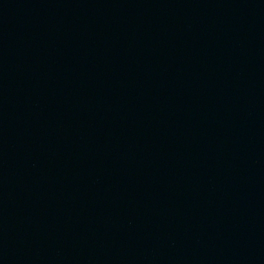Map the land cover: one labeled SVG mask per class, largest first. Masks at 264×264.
Listing matches in <instances>:
<instances>
[{
    "label": "water",
    "instance_id": "obj_1",
    "mask_svg": "<svg viewBox=\"0 0 264 264\" xmlns=\"http://www.w3.org/2000/svg\"><path fill=\"white\" fill-rule=\"evenodd\" d=\"M0 264H264V0H0Z\"/></svg>",
    "mask_w": 264,
    "mask_h": 264
}]
</instances>
